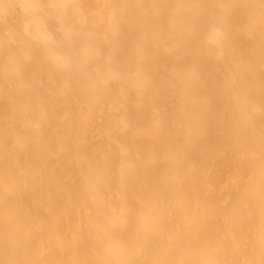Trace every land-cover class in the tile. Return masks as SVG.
I'll return each instance as SVG.
<instances>
[{
	"label": "bare ground",
	"instance_id": "6f19581e",
	"mask_svg": "<svg viewBox=\"0 0 264 264\" xmlns=\"http://www.w3.org/2000/svg\"><path fill=\"white\" fill-rule=\"evenodd\" d=\"M0 264H264V0H0Z\"/></svg>",
	"mask_w": 264,
	"mask_h": 264
}]
</instances>
